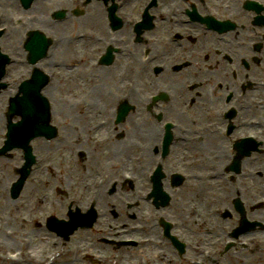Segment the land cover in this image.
<instances>
[{
  "label": "flooded vegetation",
  "instance_id": "af4514ba",
  "mask_svg": "<svg viewBox=\"0 0 264 264\" xmlns=\"http://www.w3.org/2000/svg\"><path fill=\"white\" fill-rule=\"evenodd\" d=\"M198 8L202 12V8L199 6ZM180 26V23L174 18H169L166 20V33L170 28H180ZM201 32V38L198 41L193 40L194 44L190 45L191 43L188 41L186 43L188 45L187 54L190 55L191 59H188L187 55H183L166 67V89L176 94V105L173 108H166V121L171 118L178 120L182 125L189 128L187 133L189 137L194 136L193 129L199 125L203 126L215 122L217 125L228 129L227 133L206 132L202 134L201 138L198 137L194 143L179 141L174 148L179 154L180 166L188 169L187 161L193 160L195 163L192 166L198 172L212 166L215 167L206 159L208 156L214 157L216 162H229L234 153L238 159H243L242 167H249L252 172L246 171L243 175L237 176V179H231L225 173H221L216 176L215 180L207 181L209 183L216 182V185H209L207 182L198 185L201 194L209 189L213 196L219 195L224 202L230 204V208L235 213L239 214L234 206L235 199L239 197L244 202L243 198L246 191V196H249L248 188L251 185L264 187V155L256 153H264V143L259 144L262 150L258 151L240 139L243 131H252L261 137L264 136V121L261 125L251 123V120L258 116L264 120V104L251 102L252 99L264 100V88L249 90L247 86L249 82L256 84L261 82L258 77L264 73V50L262 52L256 51V47L249 42L237 43L235 44L238 48L237 51L227 57L222 54L224 47L218 45L219 42L224 43L223 41H217L212 36L214 33L205 30H201ZM181 46L183 45L176 46L175 50ZM170 55L171 53L166 52V58ZM242 56L249 60L246 63L249 65L248 68L239 65ZM256 56L261 57L259 63L255 61ZM186 62H188L186 66L176 68ZM231 64L236 66L237 74L232 70ZM241 81H246L244 87H241ZM195 83L198 85L196 86ZM229 90H233L235 96L241 92L249 94L245 101V107L241 110V115L237 117L236 112L230 109L231 101L226 104L225 109L226 115L230 118V123L222 117H206L207 112L221 109ZM238 120L241 123L240 128L237 124ZM244 152L246 154H243ZM186 153H189L191 158H187ZM254 156L257 158L253 159ZM252 179H256V181H251ZM184 184L185 182H182L180 188H183ZM260 207H264V204H260ZM245 208L247 211L246 205ZM259 228L260 231H264V225ZM260 254L264 255V246L260 248ZM260 264H264V260Z\"/></svg>",
  "mask_w": 264,
  "mask_h": 264
},
{
  "label": "rangeland",
  "instance_id": "374dc122",
  "mask_svg": "<svg viewBox=\"0 0 264 264\" xmlns=\"http://www.w3.org/2000/svg\"><path fill=\"white\" fill-rule=\"evenodd\" d=\"M9 10L12 13L15 12L14 8H10ZM7 12H8V14H10L8 10H7ZM28 25L29 24L27 23V26ZM11 28H12V34L9 37H5L4 36L3 37V42H6L8 44L5 48H7L8 50H12V48H13L14 54H15L14 56H16L17 58H19L18 52L16 53V50L13 47L14 39L16 38L15 37V34H14V31H15L14 29H16V27L13 26ZM20 51H21V49H20ZM21 53H22V51H21ZM56 54H58V56L60 55L57 51H56ZM13 66H15V67L12 69L13 72H12V74H11L10 77H16L19 72H23L22 71V68H21V64L16 63ZM26 68L28 69L29 67L27 66ZM13 90L14 89H7V90L3 91L2 94L0 95V140H1V137H3V131H4L3 128L5 127L4 121L1 122V120L3 119L2 117L4 116V111H5L4 106L6 105V95L9 92H13ZM41 147H43V146L40 145L39 148H38V150H40L44 154H46L47 151L41 149ZM49 158H51L50 155H49ZM17 163H18L17 160L0 158V164H3L0 167V174H2V176L0 177V178H2V180L0 179V181H1L0 182V187H2V185L4 183L10 182L14 178L13 175H12L13 174L12 168ZM93 174L94 173H90L87 177H90L91 178V176H93ZM87 180H90V179H87ZM5 187H6V184H5ZM31 188H32V186L28 187V189L24 193V197L28 198V200H29V198L31 196V194H30ZM49 191L52 192V193L59 194V193H57V190L54 187H50L49 188ZM263 194H264V191L263 190H258V191H256L254 193V190L252 188H248V195H249V198L251 200H253L254 198H257L259 196H262ZM2 196H4L3 195V191H0V200H1ZM106 197H107V195H106ZM211 199L212 200H207L206 203L204 204V206L206 208H207V204L209 202H212L211 203V206L213 205L212 208H214L216 206H221L223 203H227V202H224L222 199H218V200L216 198H211ZM13 207L15 208L16 211L12 209V211L14 212V214L10 217L7 214V212H8L7 209H5V211H4V208L2 209L1 206H0V208L2 209L1 212H0V228H3L6 225V223L9 224L10 226H17V218L16 219L13 218V216H17V209H16V206L15 205ZM171 209L173 211L177 209L176 202L173 203ZM160 210L161 209H159L158 211H160ZM163 211L166 212V207L163 208ZM116 212H118V211L116 210ZM129 213H130V216L127 218L128 219V222H125V224L126 223H128V224H133V223H150V222H152V220L150 219V215L156 214L157 211L154 209V207L150 203L148 204L147 202L139 201L138 204H136L133 208H131L129 210ZM7 220H9V222H6ZM18 227H19V225H18ZM217 227H218V231H215V234L212 235L211 238L223 234V231L221 230L220 223H218ZM45 233H46V235H50V233H48V232H45ZM187 233L190 235V237L192 239H194L195 236H197L198 234H200V232L199 231H196L195 229H190V232L187 231ZM97 235H99V234H97L95 231H93L92 233H90V236L88 238L90 240H93L94 241L93 238L94 237H97ZM44 236H45V234L41 233V236L40 237L42 239L44 238ZM203 236L205 237V235H203ZM50 237L51 238L44 245V247H43L44 249H42L43 252H46V251L52 249L54 247L52 245L55 242H56L55 245H59L60 244L59 240L55 241L54 239H52V235H50ZM35 238H36V234H35ZM41 238H38L37 241H39ZM160 245L162 246V244H160ZM105 249L109 250L108 248H105ZM119 253H122L123 255L124 254H134V251L121 250ZM242 253H244V254H242V255H233L231 253H228L227 256L224 253V255L222 257H220L221 262H219V263L224 264V261L226 262V259L229 260V258H231V257L234 258L236 260V262L230 263V264H260L264 260V255L263 254H260V253H257V254H255L253 256H250L249 252H246V251L245 252H242ZM163 256L164 255H161L160 260L163 261L164 264H166L165 260L162 259ZM69 258H70L69 255H64L63 256V259H69ZM238 259H240V261H237ZM132 263L135 264L133 261H132ZM178 263L179 264H188L185 261L181 262L179 259H178ZM75 264H109V263L106 260H102V259H100L99 261H90V260H84V259L83 260L77 259V261H76ZM119 264H126L125 263V260L124 261H121ZM170 264H173V263H170ZM208 264H215V263H213L212 261H208Z\"/></svg>",
  "mask_w": 264,
  "mask_h": 264
},
{
  "label": "water",
  "instance_id": "95a60500",
  "mask_svg": "<svg viewBox=\"0 0 264 264\" xmlns=\"http://www.w3.org/2000/svg\"><path fill=\"white\" fill-rule=\"evenodd\" d=\"M13 105H14L13 107L16 108L17 110H19L20 112L23 111L22 102H21V99L19 97L16 98ZM43 106L44 105H42V102H40V101H38L36 104L33 105V108H34L33 112H34L35 116H39V114H41V112L43 110ZM31 130H33V128ZM27 133H30V131L28 130Z\"/></svg>",
  "mask_w": 264,
  "mask_h": 264
},
{
  "label": "bare ground",
  "instance_id": "6f19581e",
  "mask_svg": "<svg viewBox=\"0 0 264 264\" xmlns=\"http://www.w3.org/2000/svg\"><path fill=\"white\" fill-rule=\"evenodd\" d=\"M18 33H19V31H18ZM153 139L156 141L158 139V134L153 135ZM251 181H256V179H252ZM0 189H2V188L0 187ZM43 244H45V243H40L38 246H42Z\"/></svg>",
  "mask_w": 264,
  "mask_h": 264
}]
</instances>
